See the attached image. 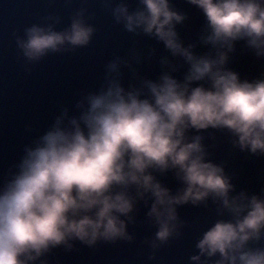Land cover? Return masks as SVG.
I'll use <instances>...</instances> for the list:
<instances>
[{"label": "clouds", "instance_id": "clouds-1", "mask_svg": "<svg viewBox=\"0 0 264 264\" xmlns=\"http://www.w3.org/2000/svg\"><path fill=\"white\" fill-rule=\"evenodd\" d=\"M111 5L116 0H102ZM206 21V34L187 47L177 32L187 15L170 0H120L111 9L129 33L163 42L173 60L181 58L183 79L165 73L142 86L125 87L120 79L88 96L78 116L56 124L34 148L26 149L19 173L0 190V264H34L69 241L88 246L98 241H131L139 202L150 204L148 220L158 227L155 239L166 244L180 235L178 206H199L211 199L231 219L218 220L198 243L202 256L218 264H264V195L235 192L224 168L207 159L200 135L188 132L228 129L242 151L264 156V76L241 79L229 70V54L238 43L264 57V0H187ZM83 10L70 27L32 25L18 40L29 61L90 44L94 27ZM58 22V21H57ZM133 59L139 55L133 52ZM162 65L172 66L167 57ZM115 64L109 68H115ZM173 172L183 187L173 192L159 176ZM199 264L200 257H193Z\"/></svg>", "mask_w": 264, "mask_h": 264}, {"label": "water", "instance_id": "water-1", "mask_svg": "<svg viewBox=\"0 0 264 264\" xmlns=\"http://www.w3.org/2000/svg\"><path fill=\"white\" fill-rule=\"evenodd\" d=\"M120 0L106 5L102 0H0V190L19 173L26 149L34 148L58 119L78 116L87 106L89 95L107 87L110 80L120 79L125 87L142 86L144 80L157 81L165 74L183 79L187 66L181 58L173 60L163 42L143 33L133 34L117 24L111 9ZM133 7L135 0H130ZM174 9L187 15L177 25L184 46L197 43L196 52L205 51L199 39L206 34L202 12L187 0H170ZM83 10V19L94 27L90 44L83 48L67 46L59 53H50L40 61H29L20 49L18 40L25 39V30L32 25L62 31L70 27L72 18ZM58 21V22H57ZM139 61L133 59V52ZM167 57L172 66L162 65ZM115 64V68L109 65ZM240 74L241 79L254 80L264 76V57L242 42L229 54L226 65ZM188 135L203 137L207 159L224 168L235 188L249 196L264 195V156L242 151L236 137L228 129H191ZM173 192L183 187L173 172L159 176ZM221 205L209 199L199 206H178L180 222L178 237L166 244L155 239L158 227L148 220L150 204L139 202L133 212L134 222L127 223L131 241H98L93 246L78 240L70 247L60 245L45 253L34 264H218L215 257L202 256L198 243L203 235L221 219H231ZM251 247H264V237L250 242Z\"/></svg>", "mask_w": 264, "mask_h": 264}]
</instances>
